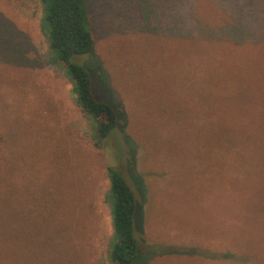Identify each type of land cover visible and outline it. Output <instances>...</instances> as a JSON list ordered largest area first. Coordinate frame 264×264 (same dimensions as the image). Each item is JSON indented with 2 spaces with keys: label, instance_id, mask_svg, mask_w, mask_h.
Masks as SVG:
<instances>
[{
  "label": "rangeland",
  "instance_id": "obj_1",
  "mask_svg": "<svg viewBox=\"0 0 264 264\" xmlns=\"http://www.w3.org/2000/svg\"><path fill=\"white\" fill-rule=\"evenodd\" d=\"M86 2L95 47L76 61L119 114L101 144L41 0H0V132L34 128L28 264H112L108 167L137 195L136 264H264V0ZM210 119L256 141L240 180L197 137Z\"/></svg>",
  "mask_w": 264,
  "mask_h": 264
},
{
  "label": "trees",
  "instance_id": "obj_2",
  "mask_svg": "<svg viewBox=\"0 0 264 264\" xmlns=\"http://www.w3.org/2000/svg\"><path fill=\"white\" fill-rule=\"evenodd\" d=\"M41 3L44 9L42 32L48 40L50 61L64 68L75 101L92 119L94 138L101 144L118 132L119 114L115 105L97 96L92 74L84 64L76 61L77 57L91 55L95 47L87 2L41 0ZM208 121L209 124L193 123L198 139L207 140L204 146L212 155L221 157L225 168L238 173L236 180H240L245 153H251L256 141L239 137L225 123ZM10 131L8 134L0 132V264H28L27 259L33 251L28 240L30 219L25 211L24 194L30 196L32 189L25 166L27 153L19 150V146L24 144L27 131L34 134V128L27 126ZM107 173L110 186L105 202L110 207L114 231L109 260L112 264H136L140 256V241L136 235V217L140 211L137 195L121 168L108 167ZM16 193L21 195L20 199ZM223 255L225 259L235 258L229 251Z\"/></svg>",
  "mask_w": 264,
  "mask_h": 264
}]
</instances>
